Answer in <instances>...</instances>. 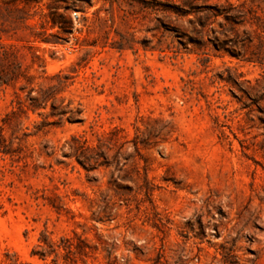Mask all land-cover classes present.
<instances>
[{
  "label": "rangeland",
  "instance_id": "1",
  "mask_svg": "<svg viewBox=\"0 0 264 264\" xmlns=\"http://www.w3.org/2000/svg\"><path fill=\"white\" fill-rule=\"evenodd\" d=\"M0 127V264H264V0H0Z\"/></svg>",
  "mask_w": 264,
  "mask_h": 264
},
{
  "label": "trees",
  "instance_id": "2",
  "mask_svg": "<svg viewBox=\"0 0 264 264\" xmlns=\"http://www.w3.org/2000/svg\"><path fill=\"white\" fill-rule=\"evenodd\" d=\"M34 90H31L30 94L28 95V100L30 101L29 105H25L29 110L35 112L38 109L41 108H46L47 107V103L49 101V94L46 92H40L37 96H32ZM52 108L54 110V112L52 113V115H56L59 116L61 118L66 117L68 111L63 107L59 108L57 106H55L54 104L52 105ZM15 112H12V114H14ZM70 120H72L71 118H68ZM3 129L2 127H0V154H2L3 156H11L14 157L16 155L19 154V152H17L16 150H13L11 148L12 142L10 141V143L7 141L6 137L3 134ZM73 149V148H71ZM95 152L94 148H86L85 146H80L78 148H76L74 157L77 159V161L84 167L87 166H91L92 169H95V165L96 166H101V164H98V160L97 158L94 157L93 153ZM98 164V165H97Z\"/></svg>",
  "mask_w": 264,
  "mask_h": 264
}]
</instances>
